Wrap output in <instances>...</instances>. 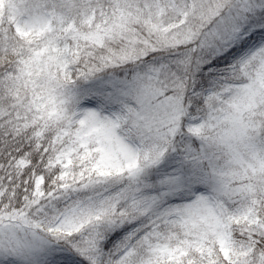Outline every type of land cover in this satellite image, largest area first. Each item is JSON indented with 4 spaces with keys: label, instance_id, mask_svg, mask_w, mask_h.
<instances>
[{
    "label": "snow or ice",
    "instance_id": "snow-or-ice-1",
    "mask_svg": "<svg viewBox=\"0 0 264 264\" xmlns=\"http://www.w3.org/2000/svg\"><path fill=\"white\" fill-rule=\"evenodd\" d=\"M0 264H264V0H0Z\"/></svg>",
    "mask_w": 264,
    "mask_h": 264
}]
</instances>
